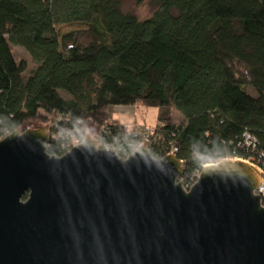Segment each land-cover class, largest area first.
<instances>
[{
    "label": "trees",
    "instance_id": "obj_1",
    "mask_svg": "<svg viewBox=\"0 0 264 264\" xmlns=\"http://www.w3.org/2000/svg\"><path fill=\"white\" fill-rule=\"evenodd\" d=\"M123 1L0 0V140L37 121L60 157L90 121L98 146L126 159L144 127L127 131L111 107L143 105L158 109L149 152L173 151L183 186L225 159L264 181V0H149L144 20ZM72 24L86 28L56 30ZM11 46L35 64L26 77Z\"/></svg>",
    "mask_w": 264,
    "mask_h": 264
},
{
    "label": "water",
    "instance_id": "obj_2",
    "mask_svg": "<svg viewBox=\"0 0 264 264\" xmlns=\"http://www.w3.org/2000/svg\"><path fill=\"white\" fill-rule=\"evenodd\" d=\"M46 127L0 140V264H264L261 173L240 159L182 163L146 143L126 159L97 137L60 157Z\"/></svg>",
    "mask_w": 264,
    "mask_h": 264
},
{
    "label": "rangeland",
    "instance_id": "obj_3",
    "mask_svg": "<svg viewBox=\"0 0 264 264\" xmlns=\"http://www.w3.org/2000/svg\"><path fill=\"white\" fill-rule=\"evenodd\" d=\"M121 9L123 12L130 13L134 15L139 20H144L151 17L152 13L154 12V7L151 6L149 0H144L141 2H137V0H124ZM86 27L81 24H72V25H58L56 26L57 32L62 35L67 32L71 31H80L85 29ZM13 54L17 60H25L28 66V70L24 76L29 73V70L35 67L34 62L31 60L29 55L21 48L16 46H11ZM111 111L113 113L114 118L119 120L121 124L127 131L131 132H139L142 130V133H145L146 130H153V127L156 124L158 109L154 107H147L143 105H135V106H119V107H111ZM173 119L176 123H180L182 121L181 115L173 111ZM88 129L89 131L87 134L97 137V128L92 122H88ZM39 127H47V125L41 124L39 122H32L27 124L26 129H35ZM145 130V131H144ZM144 131V132H143ZM5 137V136H4ZM145 142H141L142 145ZM147 144V143H146ZM76 145V144H75ZM148 146V144H147ZM99 147V146H98ZM113 149V148H112ZM149 150V148H148ZM234 160V159H233ZM243 161V160H241ZM247 162V161H246ZM249 163V162H247ZM251 164V163H249ZM255 170L258 172L259 169L251 164ZM179 182H181L178 179Z\"/></svg>",
    "mask_w": 264,
    "mask_h": 264
},
{
    "label": "built area",
    "instance_id": "obj_4",
    "mask_svg": "<svg viewBox=\"0 0 264 264\" xmlns=\"http://www.w3.org/2000/svg\"><path fill=\"white\" fill-rule=\"evenodd\" d=\"M145 131V130H144ZM143 131V132H144ZM153 133V130H152V132H151V130H146L145 131V133H142V132H140L139 134H141L142 135V141L141 142H145V143H147V141H148V137L151 135ZM81 142H79L78 140H71L70 141V144L68 145V147H67V151H69L71 148H73L74 146H76V145H78V144H80ZM76 144V145H75ZM169 154H171V155H174V152L173 151H171V152H169L167 155H169ZM175 156V155H174ZM181 162V161H180ZM182 163V162H181ZM208 165H211V164H208ZM212 165H214V164H212ZM207 166V165H206ZM205 167V166H204ZM201 172V171H200ZM200 172H198V173H196L195 174V179H194V181H193V183H191V185L190 186H183V188H184V190L185 191H188L191 187H192V185L196 182V179H197V177L199 176V174H200ZM182 184V183H181ZM256 193H261L262 195H264V181L262 180V178H261V180H260V184H259V187H258V190H257V192Z\"/></svg>",
    "mask_w": 264,
    "mask_h": 264
}]
</instances>
